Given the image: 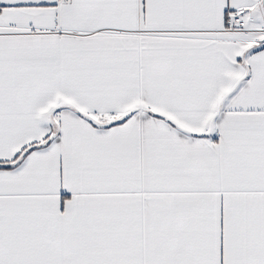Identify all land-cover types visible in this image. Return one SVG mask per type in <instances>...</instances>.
Returning a JSON list of instances; mask_svg holds the SVG:
<instances>
[{"label":"snow or ice","instance_id":"snow-or-ice-1","mask_svg":"<svg viewBox=\"0 0 264 264\" xmlns=\"http://www.w3.org/2000/svg\"><path fill=\"white\" fill-rule=\"evenodd\" d=\"M0 264H264V0H0Z\"/></svg>","mask_w":264,"mask_h":264}]
</instances>
